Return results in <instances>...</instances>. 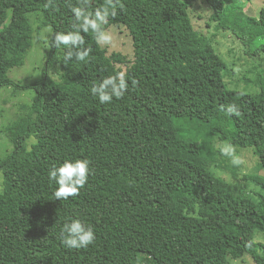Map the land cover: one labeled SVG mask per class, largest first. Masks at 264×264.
Segmentation results:
<instances>
[{
    "label": "trees",
    "instance_id": "16d2710c",
    "mask_svg": "<svg viewBox=\"0 0 264 264\" xmlns=\"http://www.w3.org/2000/svg\"><path fill=\"white\" fill-rule=\"evenodd\" d=\"M206 1L212 20L264 58V8L249 16L241 0ZM72 7L90 18L107 10L103 31L128 28L135 57L126 71L89 31L81 32L86 62L65 64L66 49L51 48L49 66L61 52L59 80L11 79L45 26L54 28L51 41L72 30ZM190 7V0H0V89L36 91L18 105L20 117L7 128L14 147L0 158V264H228L246 254L264 264V243L255 240L264 232V175L247 174L256 189L248 191L212 169L216 136L252 148L264 167V79L256 93L228 88V63L195 27ZM121 72L129 90L100 104L91 85ZM232 104L241 116L227 113ZM67 159L89 160L92 174L61 201L48 171ZM73 218L96 233L86 249L60 242Z\"/></svg>",
    "mask_w": 264,
    "mask_h": 264
},
{
    "label": "rangeland",
    "instance_id": "374dc122",
    "mask_svg": "<svg viewBox=\"0 0 264 264\" xmlns=\"http://www.w3.org/2000/svg\"><path fill=\"white\" fill-rule=\"evenodd\" d=\"M190 13L195 27L203 32L208 40L213 44L216 51L227 61L228 68L225 70V82L230 89H236L241 92L256 93L260 90L257 81L264 79V58L263 56H254L248 53V45L244 44L241 38L237 37L232 31H226L219 26L217 21L211 19L212 8L206 0H190ZM244 3L245 14L249 16H259L264 8V0H241ZM38 13L32 12L29 16ZM34 24L37 28L40 24V17H34ZM110 36L109 43H101L102 47L107 48V54L111 56L116 53L124 61L115 59V63L123 71L129 67L134 60L133 38L124 25L110 26L105 31ZM54 34L52 26H45L40 34L34 36V45L29 50L26 61L22 65L13 67L8 75L15 81L22 83H31L40 79L44 74L50 78L59 80L62 73L61 52L51 61V67L48 62V53L51 50V39ZM127 59L129 61H127ZM12 86H4L0 89V158L12 151L14 145L10 141L7 128L20 117L19 104L29 102L36 97V91L33 89L24 90L15 94ZM226 145H232L235 148V154L243 163L239 166L233 165L231 157L224 156L220 149ZM214 168L216 173L221 174L227 180L237 186H245L248 191L256 190L247 179L246 175L250 173H260L264 175V167L260 169L258 157L252 148L243 147L237 144H231L228 140H221L220 137L214 138ZM2 186V172H0V188ZM253 194V192L251 193ZM257 242L264 243V232L257 231L255 235ZM228 264H257L255 260L246 254L241 258H230Z\"/></svg>",
    "mask_w": 264,
    "mask_h": 264
},
{
    "label": "clouds",
    "instance_id": "9594fccd",
    "mask_svg": "<svg viewBox=\"0 0 264 264\" xmlns=\"http://www.w3.org/2000/svg\"><path fill=\"white\" fill-rule=\"evenodd\" d=\"M51 2L52 0H49V4ZM71 11L75 17V22L71 25L72 30L56 33L51 41L52 48L59 49L63 47L66 49L63 59L65 64L73 60L86 62L89 59L91 50L83 47L85 39L81 32L88 33L91 31L96 33L98 44L110 42V36L101 28V25L108 23L109 12L107 10H97L94 18H90L83 7H72ZM111 15L115 16L116 13L113 11ZM81 21L82 23H80ZM132 84L135 86L136 81H132ZM128 90L129 84L124 78L123 72L117 76L106 77L100 83H93L90 87L91 95L96 97L102 105L111 103L114 98L122 99ZM226 111L229 115L235 117L242 115V112L235 104L228 106ZM220 153L231 157L233 165L239 166L243 163L236 156L235 148L232 145L222 147ZM91 174V162L87 159H67L59 166L51 167L48 171V179L57 185L53 194L55 199L63 201L70 197H76L88 183ZM59 238L66 249L80 250L86 249L95 243L96 233L91 225L86 224L79 218H73L63 224Z\"/></svg>",
    "mask_w": 264,
    "mask_h": 264
}]
</instances>
